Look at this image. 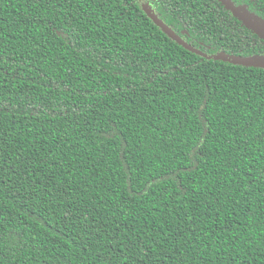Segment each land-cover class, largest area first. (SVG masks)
Instances as JSON below:
<instances>
[{"label": "trees", "instance_id": "obj_1", "mask_svg": "<svg viewBox=\"0 0 264 264\" xmlns=\"http://www.w3.org/2000/svg\"><path fill=\"white\" fill-rule=\"evenodd\" d=\"M264 0H0V264H264ZM146 7L183 42L168 36Z\"/></svg>", "mask_w": 264, "mask_h": 264}, {"label": "water", "instance_id": "obj_2", "mask_svg": "<svg viewBox=\"0 0 264 264\" xmlns=\"http://www.w3.org/2000/svg\"><path fill=\"white\" fill-rule=\"evenodd\" d=\"M229 9H231L242 21L245 25H247L251 30H253L260 38L264 40V26L250 17H248L245 14L240 13L238 10L233 8L232 6H228ZM151 17V16H150ZM152 18V17H151ZM155 22V21H154ZM168 36L173 38L174 40L178 41L180 44H183L182 41L169 29L167 28L162 22L157 20L155 22ZM261 60H254V59H260ZM234 63L236 64H243L246 66H252L256 68H264V56H254L248 59H232Z\"/></svg>", "mask_w": 264, "mask_h": 264}, {"label": "rangeland", "instance_id": "obj_3", "mask_svg": "<svg viewBox=\"0 0 264 264\" xmlns=\"http://www.w3.org/2000/svg\"><path fill=\"white\" fill-rule=\"evenodd\" d=\"M146 12L152 17L153 21L157 22V18L154 16L153 12L151 10H149L147 7H146ZM261 59H263V58L254 59V60H261Z\"/></svg>", "mask_w": 264, "mask_h": 264}]
</instances>
